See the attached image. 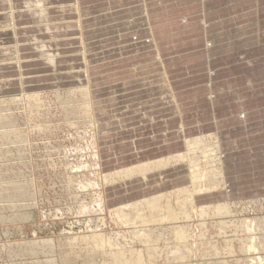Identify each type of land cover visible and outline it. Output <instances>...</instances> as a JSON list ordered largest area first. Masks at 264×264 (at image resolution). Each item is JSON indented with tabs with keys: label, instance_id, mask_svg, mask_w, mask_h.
<instances>
[{
	"label": "rangeland",
	"instance_id": "obj_1",
	"mask_svg": "<svg viewBox=\"0 0 264 264\" xmlns=\"http://www.w3.org/2000/svg\"><path fill=\"white\" fill-rule=\"evenodd\" d=\"M21 1H18V4H16V5L17 6L21 5V4H19ZM49 1L50 2H48L46 5H43V6L46 7L48 5V7H51V5L53 4V8L51 10H49L50 11L49 12L50 17H54L55 14L56 15L59 14L60 16L63 15V14H61L62 11L56 10V8L59 9L60 7H71V6L74 7V10L69 11V13L66 14V16L64 17V20H63V22L74 24L72 30H68L65 32L60 31L58 33V35H54V36L53 35H51V36L43 35V33H45V32H38V31H32L29 35H26V36H23L22 35L23 33H21V36H20V35H17V33H18L17 30H18V28H21L22 25L17 24V26H16L17 28H14V25H13L9 28V30H7V31H10V33L9 34L7 33V35H5L6 37H4V35L0 36V40H3V41L6 40L7 41V42L0 44L1 45L0 47L5 48L7 50L11 49V51H12L13 47H15L16 49L18 47L19 50L21 51V53H23V54H21V56L23 57V58L21 57L22 61H24V60L28 61V63H27L28 67H26L24 70L28 71V73L33 72V75H43L47 78L49 76H53L55 73H57L59 71L58 70L55 71V69L51 65L50 66L49 65H41V63H43L42 57H40L39 53L36 52L37 51L35 49L36 47H35V45H32V43L35 44V42H43V43L48 42V43H50L48 45L51 46V47L49 46V48L53 49L55 54L60 55L61 58H67L68 59L69 56H72V55H76V57H78V56L81 57V65L83 66V69L85 70V73L87 76H86V79L84 81L69 82V84H67V85H64V84L56 85V81H30L31 87H28L24 83V81H19V78L22 76L23 71H24V70L23 71L21 70L22 71L21 72L19 70V66L21 67V65H22V69H23V64L20 65L18 63H15V64L13 63L14 65H12V66L7 65L9 62H12L13 57H16L15 55L17 54V52L16 51L12 52L11 54H7V56L6 55L3 56L4 54H2V53L0 54V68H1L0 69V82H6L5 80H9V79L15 80V81H10V82H12V85L9 88H4V90L2 89V91H0V99H2V98L8 99V97L12 98L13 96H14V98L15 97L19 98L21 96L24 97V96H29V95L40 94V95L44 96L42 98V100H43V103L45 104V106L39 107V108H37V106H35V103L28 102V101H24V102L21 101V102L13 103L10 106L0 105V115H7V116L11 117L13 119V121H15L14 122V124L16 126L15 132L20 134L22 136V139L26 140L22 144H18V145L13 144L15 141V138H13V136L10 137L9 140H8V138H5V139L1 138V134L8 129L5 127L2 129V127H0V129H1L0 130V166H1L0 167V169H1L0 173H2L0 180H3V181H0V187L2 188L1 192L7 191V187L11 186L12 184H26V185L29 184V187H27L28 190H26V191H28L30 193L32 191V187L30 189V186L32 185L31 183H34L33 184L34 189L32 191L34 194L30 193L32 200L33 199L34 200L33 201L29 200V203L35 201L34 202L35 207L33 206V213L35 214V218L33 220H30V221H13L11 217H14L17 213L18 214L29 213L30 209L29 208H20V209L12 208L10 205V202H8L6 200L7 198L3 197L5 194L4 193H3L4 195L1 194L2 197L0 196V210H1L0 211V246H1L0 247V264H8V263L9 264H33V263L34 264H43V263L46 264L45 263L46 261H53L52 264H58V262H59V264H61V263L64 264L63 259L65 257H68L70 259L71 262L69 264H89L88 259L92 260L91 264L92 263L93 264L94 263L95 264H97V263L98 264H113L110 262L109 258H106L107 253L112 252L113 250L116 251V250L120 249L123 252V255L125 258H130V254L132 251L133 252H143L146 250V245L135 241L132 238V236L130 234H128V232H131V230H132L131 227H129V226L126 227L125 225L119 224V222L114 221V219L108 215L107 208L109 209V208L117 207L118 203H117L116 199L108 200L110 196L108 195L107 191H111V189H109V188L107 189V186L104 187L105 185L103 186L104 188L102 190L104 191L103 193H104L105 200H106V202H105L106 206L104 208L103 213H97L98 215L97 214L92 215L93 219H95L96 217H98V218H96L94 220L93 224H92V222H90L89 225L91 226V229L86 228V225L84 224V223H88L90 217H87V216L78 217L76 215L71 217L69 215V213L66 212L67 209H74L75 208L76 200L74 199V197L76 196V194H77L76 192L78 191V189L72 188L68 191L67 187H66V182H68L67 179L72 177L73 176L72 172H74V170H69V163H75L76 164V159L71 157V158H69V160H65V158L63 156H64V154H66L65 150L66 151L71 150L72 146H74L75 144L73 143V140H72L73 136L71 135V132L63 131V130H65L62 126V125H64V123L62 122L63 121L62 117H60V114L58 112L59 109L53 101L54 98H53L52 94L68 92L69 90H78V89L84 88V87L90 88V90L92 92L95 89H99L98 90L99 92H95V93L98 94L96 97L99 99V101L102 102V108L101 109L102 110L106 109L109 112L113 111V113H117V112L122 111L124 109L122 106L124 104V102L125 103L126 102H132V101L137 102L136 100L147 98V97H149V95H154V97H155L154 99L161 97L160 95H158L160 93V89L158 86H150L149 83H152V82H149V83H146L148 85H146V87H145V82L146 81H157V83H159L161 85H163V83L164 84L166 83V86H167L166 80L165 79L159 80V77L158 78L154 77V72L152 70H146L144 68L146 67V65L147 66L154 65V64L158 65L162 61V58H161V56L159 57L158 55H155V57H153V56L148 57V53H149L148 48H145L143 50L141 48H139L142 51H138L139 50L138 47L140 45L137 43V40L140 42H141V40H144L143 37H144V33L146 31V28L151 27L152 21L154 22V20L158 19V18L152 19L153 17L158 16L161 18L164 16V18H161L162 20L160 21L161 29H162V28H164L163 25L166 23V21L173 19L174 17H177V19L179 20L178 26H185L188 24V15H189V17H191V16L196 15V14H199L200 18L202 17V15H204V17H202V19H200V20H203L202 26L204 25L206 27V32L204 31L205 27H203L204 30L199 34L202 37L201 44L199 46L200 50L203 51L204 50L203 48H205V47H208V50H210V49L212 50L213 47L216 46V42H218L219 44H222V45L224 44L225 47H229L231 50L229 49L228 51L226 50L224 52L214 54L213 56H221V57L227 58L230 55H233V59H231V60L225 59L224 62L220 63V65L218 67H210L208 69L201 70V74L199 76L195 75V74H197L196 72L194 73L190 70H189L190 73H188V68L186 69V67H187V65H190V61H191V63L192 62L196 63V61L200 60L201 56L199 57V55H198L196 57V56H194L195 53L188 55V53H190V52H187L185 54H180V55H179V53L176 55H175V53H173L174 50L176 51L174 46H176L177 44H178L177 45L178 48H179V46H182L181 43L183 45L186 44L185 46L188 45V39L185 40V38H184L183 41H178V42H176V44L174 42H170L169 49L167 48L166 51L173 50V51H171L172 52L171 56L174 54L173 56H178V57L182 56L183 59H182V62L178 60L179 63L176 64V65H178V68L168 69V70H166V72H168V71H171L173 73L175 72L176 80H174V81H176V84L178 85V89L181 90L182 93H187L188 89H190L191 86L195 87L198 84H200V85L203 84V86L206 85V87H209L211 85V83H213L214 81H243L244 84H243V86H241V89H242V92L244 93L245 92L244 87L245 88L249 87L247 81L248 82L252 81V80H249L250 71L247 69V65H249L250 62L253 63L254 59H256L255 64H257L256 65L257 73H259V74L263 71L260 69V67H262V66L264 67V52H262L260 54L257 53L256 55H248L249 51H251L252 49H260V50L264 51V42L259 41V38H260L259 32H261L260 33L261 35H262V32H264V0H259V2H260L259 5H258V3H256L257 2L256 0H222V2H220L219 5L212 6V7L206 6V4L203 7L202 6L203 2L199 0L195 3H192V7H191V8H193V7L196 8L195 6H199V8L193 9L190 12V14H188L189 13L188 7H187L188 2L187 3L169 4L167 6V8H165V9H163V8L161 9V8L156 7V8H151L150 10L146 11V10H144V8L142 6L144 4L145 0H79V2H78V0H68V1L65 0L64 2H62L63 0L62 1L61 0L60 1L59 0H55V1L49 0ZM250 4H252L251 8L253 9V14H254L255 18L250 23L249 22H244V23L240 22V24H239V22L238 23L235 22L234 19H236L237 17H239V18L242 17L246 13L245 11H247L249 9L248 6ZM135 7H136V9H135ZM201 7H202V9H201ZM191 8L189 7V9H191ZM13 9L8 8L7 10H0V12H1L0 14L1 15L11 14L12 11L21 12L23 8L17 7V8H13ZM111 11H112V13H111ZM144 11H145V13H144ZM158 13H159V15H158ZM166 13H168L169 16ZM216 14L220 15V19L216 18L217 17ZM206 15H208V17ZM170 16L171 17L174 16V17L171 18ZM22 17H24V16H22ZM26 19H32V18L27 17ZM3 20H4L3 18H0V24H2ZM150 20H152V21L149 22ZM219 21L223 23V27L220 28V30L218 28L216 30L214 25L216 23H218ZM50 22L51 21H49V23ZM130 22L132 23V26H131ZM37 23L38 22H35V21L32 22L31 20H29L27 24H28V26L31 25V26L35 27L37 25ZM144 23L146 25H144ZM200 23H202V22L200 21ZM212 24H214V25H212ZM129 27L130 28L133 27V28L130 29ZM254 27H256V33H257V35L255 36V39H256L255 41L258 42V45L256 44L255 46L254 45L251 46V45H249L250 43H249L248 39L251 40L250 37H254L251 34L252 28H254ZM125 28H126V30H125ZM212 28H214V30H212ZM0 31H1V33L3 32V30H0ZM216 32L218 35L221 34L220 35L221 37L219 39L213 40V39H215L214 35L215 36L217 35ZM183 33L184 34L186 33L185 30H179L178 34H173V35H171V37L174 39L175 36H178V35L182 36ZM137 34H139V35L134 37ZM167 36H170V35H167ZM132 37H134V38H132ZM163 37H166V36H163ZM148 38L149 37H147V40H148ZM64 39H67L68 42L66 44L61 43V45H60L59 42L61 40H64ZM150 39H152V38L150 37L149 40ZM168 39H170V38H162L161 41L168 40ZM121 40L125 41V42H122ZM64 41H61V42H64ZM75 41H77V42H75ZM127 41H129V43ZM57 43H59V46L56 45ZM85 49L87 50V52ZM124 50H126V51H124ZM210 52H206V53H210ZM57 53H59V54H57ZM198 53H200V52H198ZM210 56H212V55H210ZM188 57H193V59H190V61H188L187 60ZM202 57L204 58V60H207L206 54H205V56H202ZM21 59H20V63H21ZM84 60H86V61L84 62ZM37 62H39V63H37ZM23 75H25V74H23ZM263 76L260 77V79L258 76L259 80H257V81H264L262 79ZM120 81L124 82V84L121 85V88H120V85H118V84L111 85V83H113V82L118 83ZM188 81H192L193 83L188 84ZM256 87L258 88V91L264 90V84H257ZM149 88L151 90L150 94L148 92ZM19 93H21V94H19ZM95 93H94V95H95ZM166 95L167 96H165V97L167 99L168 98L172 99V91L171 90H168ZM180 95L177 96V101H176L177 106L178 105L181 106V110H184V108H186V107L188 109V100H186L184 98L185 95L182 94L181 96L184 99H183V101H181ZM212 95H213V93L209 94L210 100H212L211 99ZM112 96L117 97L118 106H114L111 108L109 99ZM154 101H156V100H154ZM139 102H141V101H139ZM143 102H151V101L144 100ZM131 105H132L131 107H134V108L137 106L135 103H132ZM157 105H158V107L156 109H160L162 107V105H159V104H157ZM105 107H107V108H105ZM110 108H111V110H110ZM10 110H11V112H10ZM39 110H41V111H39ZM45 110H46V112H45ZM149 110L150 109L148 108V110H145V111H149ZM14 111H15V114H14ZM42 111L44 113H42ZM94 113L96 115H98L96 113V111ZM258 113H259L258 114L259 116L257 117L258 119H256V121H260L261 119H264V111H261ZM135 115H137V114L132 115L133 117H130V116L128 118L126 117V119L131 120V121H128V122L124 121L125 122L124 125L126 127L124 126L122 128H118V129L115 125L107 126L106 125L107 121H105L104 118L101 117L100 120L103 123V124H101L103 128L98 130L100 132H98V134L96 135V137H97L96 143L97 142L99 143V150H102V149H100V148H102V145H100V140L102 137H104L106 135L115 134L116 132H126L125 135L123 133L120 134V135H124L123 137H125V138L121 139L122 137L119 136L120 141L115 142L114 144L117 143V145H115V146L113 144V146H114L113 149L116 150L115 153L117 154L118 157L120 156L118 154V152L122 151V154L130 153V152H132L131 149L122 148L121 145L122 146L127 145L124 142H129V141H132V139L139 137V136L138 137L135 136L136 134L134 133V131H132L130 133L128 132L133 127L132 126L133 124H134V127L137 125H145V128H146L149 126V123L152 122V120L156 121V122L157 121L160 122L161 119L166 118L165 115H162L163 117L161 116V118H156V117L154 118L153 117L154 119H152V120L150 118V120H147V121L145 120L146 122L142 121V122L136 124L140 120L137 119V117ZM260 115H261V117H260ZM243 116H244V113H240L238 115V119L243 121V119H244ZM113 119H115V118H113ZM118 119L120 120L119 117H118ZM25 120H27V121H25ZM109 120H108V122L111 121V120L110 121ZM177 120H178V122H177ZM175 121H176L175 124L171 126L172 132L179 131L180 127H181L180 126V120L178 118H176ZM18 122H21V123H18ZM194 122H195V120H194ZM190 123H193V122H190ZM60 125L62 126L63 129L58 128V126H60ZM47 126H50L51 128L48 130H47V128H44ZM52 127H53V129H52ZM158 128H156L155 130H149L146 128L145 134L143 133L141 135V137L148 139V137H151L152 133H153V135L159 136L160 133L165 129H163V127L160 128L161 130ZM165 128H166V126H165ZM25 129H26V131H25ZM39 129H42V130H39ZM11 130H13V129H11ZM151 131H152V133H150ZM213 131H216V129ZM52 132H54V133H52ZM33 133H35L37 136L33 135ZM58 134H59V136H58ZM64 134H65V136H64ZM31 136H34V137H31ZM33 138H34V141H33ZM42 138L45 140H43ZM57 138H59V139H57ZM27 139H29L28 140L29 142L27 141ZM40 140H41V142H39ZM111 141H113V140H111ZM26 142H28V143H26ZM3 143H4V145H3L4 147L1 145ZM8 144H9V146H8ZM154 145H150V146H154ZM26 146H28L29 148H25ZM8 147H10V148H8ZM144 147H146V146H144ZM18 149L20 150L21 154L25 150L22 157L18 156V153H17V152H19ZM40 150L42 152H40ZM2 151H4V152H2ZM47 152H48V154H47ZM104 152H106V148H104L102 150V154H103V157L101 156L102 162H103V160L106 161L107 159L111 158V156L107 157ZM68 154H69V152H68ZM24 159H26V160H24ZM2 162H4V163H2ZM66 164H67V166H66ZM26 168H29V169H26ZM30 169H31V171H30ZM22 170H25V172L24 171L22 172ZM17 172H18L19 176L17 175ZM25 173H27V175ZM184 173H185V175H187L186 171H184ZM22 176H24V177L21 178ZM77 176H73V177L76 178ZM27 182H29V183H27ZM181 186H188V180L184 176H182L179 179H174V180H171L169 182L162 183L160 186L161 187L160 190L162 192H164L168 188L175 189V188L181 187ZM229 186L230 185L227 183L226 188L222 192H224L225 196H226V199L224 200L225 204L228 203V204L232 205L234 212L230 216H227V217L225 216L224 218H222L224 222H229V220L231 222V223L229 222L227 224L228 226L226 225L227 227H225L224 230H221V228L218 227L217 220L215 221L214 220L215 218H213V216L210 213L208 215H204V216L193 215V217L190 220H188V222H187L188 224L186 223L188 226V231L190 233V237L187 239L186 243H187L190 251H192V254L194 253L193 256L191 254L190 256H188L187 259L181 261L182 263L181 262L177 263V262H174L171 260H167L164 252L166 249H169V248L171 249V247H173L174 244H172L170 242L167 243L166 241H160L159 243L155 244V246L157 248L159 247L158 251L160 252V255H161L160 258L157 259L155 262H146L145 264H176V263L177 264H184V263L185 264H195V263L196 264H200V263L201 264H204V263L205 264H261V263H264V253H263L264 247H262L264 244V238H263L264 237V224H261V223H264V191L261 190V188L263 186H261V183H258V185L256 186V189H255L257 192L250 191V189L248 190L246 187L247 185L244 187L239 186L241 188H237V189H236V187L234 188L233 186L232 187H229ZM229 188H230V190H229ZM157 190H159V188H157ZM142 196L143 195L141 194V192H137L135 194H132L133 199L134 198L139 199V198H142ZM108 201H110V202H108ZM212 201H214V200H211L210 198H207V197H201L197 200L196 203L198 206L199 205L202 206V204L212 202ZM2 202H5L6 204L2 203ZM214 203H216V202H214ZM205 205H209V204H205ZM250 205H251V208L249 207ZM8 208H9V210H8ZM195 214H198V213H195ZM241 215H243V216L241 217ZM193 219H195V220H193ZM245 219H247V220H245ZM242 220H243V222H242ZM260 220H261V222H260ZM79 221L82 223H80ZM203 221H206V222H203ZM59 223H62L65 228L67 226L73 227V229H72L73 234H75V233L77 235L80 234L79 236H82L84 234L90 235L92 233L90 231L97 232V233L100 232V234H102V236H105L107 238V240H109L113 245L112 246H108V244L102 245L96 250V252H95V248H94V251H93L91 256H88L87 251H89L90 249H92L94 247L92 244H91L89 250L87 248H85L84 247L85 245H83V244H78L77 246H75L73 251H70V249L67 246H65L64 244H63V248H62L59 240L61 239V242L63 241L62 243H64L65 241L63 239L65 237L72 235V234L70 233L68 235V232H69L68 230L63 231L62 230L63 228H61ZM205 223H206V225H205ZM240 224H241V226H239ZM244 224H245V226H244ZM117 225H119V226L117 227ZM233 226H235V228H233ZM98 228H99V230H98ZM201 228H203V230H201ZM246 229H247V231H246ZM110 230H113V231L111 232ZM120 230H122V231H120ZM104 231H105V233H104ZM114 231H115V233H114ZM119 231H120V233H119ZM245 231L247 232V234ZM251 231H253V232L251 233ZM60 234H62V235H60ZM117 234H121L122 236H118ZM242 234L246 235L247 237L246 236L243 237ZM254 235H255V237H254ZM53 237H54V239H53ZM57 237H59V238H57ZM251 238H253V239H251ZM256 238H258L259 240ZM46 239L47 240L52 239V246H53L52 250H46L47 248H45V250H44V248H41L36 253L37 255L36 254H34V255L27 254L28 255L27 256L26 253H22L20 251V248L18 246L22 243H27L30 241H42V240H46ZM204 239H205V241H204ZM255 240H258V241H255ZM196 241H197V243H195ZM202 241L206 242V243H203ZM246 242H247V246L245 245ZM56 244H57V246H56ZM194 244H196L197 247ZM220 244H222V245H220ZM248 244H250V246H253V249H250L249 252L248 251L243 252L240 250V249L244 248L245 246L248 247L249 246ZM58 245H60V248ZM11 246L13 249L11 248ZM15 246L19 250H16ZM7 247L9 249H11V251L7 250L8 249ZM84 248H85L87 253L84 251ZM135 248H137V249H135ZM138 248H140V249H138ZM228 248H231L230 252L228 251ZM104 249H106L108 252H106V250H104ZM213 249H217L218 254H215L213 252ZM1 251H3V252H1ZM5 251H6V253H5ZM12 252L14 254H15V252L16 253L18 252V253L16 255H14ZM100 252H102V253H100ZM77 253H79L80 256ZM83 253H85V254L81 255ZM208 253H210V254H208ZM24 255H25V257H24ZM48 256H49V258H48ZM69 256H71V257H69ZM57 257H60L61 259L60 258L58 259ZM97 258H99V259H97ZM220 259H222V260H220ZM208 260H210V261L208 262ZM257 260L259 263L257 262ZM78 262H81V263H78Z\"/></svg>",
	"mask_w": 264,
	"mask_h": 264
},
{
	"label": "bare ground",
	"instance_id": "obj_2",
	"mask_svg": "<svg viewBox=\"0 0 264 264\" xmlns=\"http://www.w3.org/2000/svg\"><path fill=\"white\" fill-rule=\"evenodd\" d=\"M18 1H21V0H18ZM18 1L17 0H0V10H7L8 8L13 9V8H17V7L23 8L21 12L12 11L11 14H6V15L0 14V18L4 19L2 24H0V30H3L2 33L0 31V36L4 35V37H6L5 35H7V33L8 34L10 33V31H7V30H9V28L11 26L14 25V28H17V27H15L16 23H19V24L24 23V24H22L23 27H21V30H24V31L26 30V32H23V34H22L23 36L29 35L32 31L45 32V33H43V35H48V36L53 35L54 36V35H58V33L60 31L65 32L68 30H72L74 24L63 22V20H64V17L66 16V14L69 13V11L74 10L73 6H71V7H60L59 6L60 8L59 9L56 8V10L62 11L61 14H63V15L60 16L59 14L58 15L55 14L54 17H50V15H49L50 11L49 10H51L53 8V4L51 5V7H48V5L46 7L43 6V5H46L48 2H50L49 0H22L19 3L21 5L17 6L16 4H18ZM53 1H55V0H53ZM64 1L65 0H63L62 2H64ZM78 2H79V0H78ZM142 6H143L144 10H146V11L151 9V8H149V6H147V3L145 4V1H144V4ZM135 9H136V7H135ZM111 13H112V11H111ZM144 13H145V11H144ZM166 14L168 15V13H166ZM158 15H159V13H158ZM22 16H25V17H22ZM26 16L28 18H32V19H26L27 18ZM173 17H171V18H173ZM161 18H164V16ZM29 20H31L32 22L35 21L38 23L35 27L31 26V25L28 26L27 23ZM49 21H51V22L49 23ZM151 21L152 20H150L149 22H151ZM144 25H146V24L144 23ZM131 26H132V23H131ZM131 28H133V27H131ZM151 29L152 28H150V27L146 28V32L144 33V37H143L144 40H141L142 42L149 43L147 41V36L149 34L153 33V32H151ZM125 30H126V28H125ZM21 33L22 32H19V33H17V35L21 36ZM151 35H153V34H151ZM134 37H136V36H134ZM134 37H132V38H134ZM171 39H173V38H171ZM64 40H61L64 42H61V41L59 42L60 45H61V43L66 44L68 42L67 39H64ZM129 41H127V42L129 43ZM4 42H7V41L6 40H4V41L0 40V44H2ZM75 42H77V41H75ZM122 42H125V41H122ZM59 43H57L56 45L59 46ZM155 43H156V44H154L155 46H152V48H154L152 50H155L156 53L161 54L162 51L165 50V48L160 49L161 46H159V44L157 45V42H155ZM48 44H50V43H48V42H45V43L35 42V44L32 43V45H35V47H36L35 48L37 50L36 52H38L40 57H42L43 63L40 62L41 65H49V66L51 65L55 69V71L56 70L59 71V72L55 73L53 76H49L47 78L43 75H33V72L28 73V71L24 70L26 67H28L27 66L28 61H26L24 59H23L24 61H22L21 54H23V53H21V51L19 50L18 47H17V49L15 47H13L12 51H11V49L7 50L5 48L0 47V54L2 53V54H4L3 56H5V55L7 56V54H11L12 52H15V51L17 52V54L15 55L16 57H13L12 62H9L7 65L12 66L15 63H18L20 65L23 64V69H22V65H21V67L19 66V70L20 71L24 70L23 74H25V75L22 74V76L19 78V81H25V84L28 87H31L30 81H56V85H61V84L67 85V84H69V82H79V81H84L86 79L87 75L85 73V70L83 69V66L81 65V57H79V56L76 57V55H72V56H69L68 59L67 58H61L60 55L55 54L53 49L49 48L50 45H48ZM86 52H87V50H86ZM57 54H59V53H57ZM19 58L21 59V63H20ZM182 59H183L182 56H179V57L178 56H171L170 58L166 59L165 61L162 60L158 65H155V64L150 65V66L146 65V70H152L154 72V77H157V78L160 76L164 77V75H165L166 81H167V79H169L170 81H173L174 79L170 76L171 74L166 73L165 67L166 66H175L177 63H179V61L182 62ZM85 61L86 60H84V62ZM37 63H39V62H37ZM5 81L6 82H0V91H2V89L4 90V88H9L12 85V82H10V81H15V80L9 79V80H5ZM145 87H146V85H145ZM159 89H160V93L158 95H160L161 97L167 96L166 95L167 90H169L168 83H167V86L159 87ZM98 90L99 89H95L92 92L90 90V88L84 87V88H80L78 90H69L68 92L52 94V96L54 98L53 101H54L55 105L58 107V109H59L58 112L60 114V117H62V120H63L62 122L64 123V125H62V126L65 130H63V131L71 132V135L73 136L72 140H73V143L75 144L74 146H72L71 150H67V151L65 150L66 154H64V156H63L65 158V160H69V158H71V157L76 159V164L75 163H69V170H74V172H72L73 176L78 175L76 178L73 176L70 177L69 179H67L68 182H66V187H67L68 191L72 188L78 189V191L76 192L77 194L74 197V199L76 200L75 208L74 209H67L66 212H68L71 217L74 215H76L78 217H84V216L90 217L88 223H84V224L86 225V228L91 229V226L89 225L90 222H92V224H93L94 220L96 218H98L95 216L96 218L93 219L92 215H95L97 213H103L104 208L106 206V203H105L106 200H105V196L103 193L104 191L102 189L107 186V189L108 188L111 189V191H107L108 195L111 197V198L109 197L108 200L116 199L117 203H118L117 207L109 208V209L107 208L108 215L110 217H112L114 219V221L119 222V224L125 225L126 227L127 226L131 227L132 230H131V232H128V234H130L135 241L140 242L142 244H145L146 250L143 252H133L132 251L130 254V258H125L123 255V252L120 249L116 250V251L113 250L114 252L111 250L112 252L107 253L106 258H109L110 262L113 264H145L146 262H155L161 256L160 252L158 251L159 247L157 248L155 246V244L159 243L160 241H166L167 243L170 242V243L174 244L173 247H171V249L169 248V249L165 250L164 253H165L166 259L180 263L181 261L187 259L188 256H190L192 254V251H190V249L188 248L186 241L190 237L187 222H188V220H190L193 217V215L204 216V215H208L210 213L213 216V218H215L214 220L215 221L217 220L218 227H220L221 230H224V228L228 226L227 224L230 222V220H229V222H224L222 218H224L225 216L226 217L230 216L234 212L232 205H230L228 203L225 204L224 200L226 199V196H225V193L222 192L226 188L227 183H226V176L224 174V170H225L224 169V166H225L224 161L226 159V155L223 153V150H222L223 147H221L222 140H221V136H220V131L219 130L208 131V129L204 128L205 126H202V124H200V122H198V121L197 122L195 121L193 123H189L188 120L192 119L190 116H188L189 114L184 113L183 110H181V106L176 105L177 103L176 104L172 103L174 100L173 101L168 100L166 97L163 99L157 98L158 99L157 100V99H154L155 98L154 95H149V97H147V98H144L141 100H136L137 102H133V101L132 102H126V103L124 102V104L122 105L124 109L120 112H117V113H113V111L109 112L106 109L102 110L101 109L102 108V102L99 101V99L96 97L98 94L95 93V92H99ZM148 90H149L148 92L150 94V91H151L150 88ZM94 93H95V95H94ZM19 94H21V93H19ZM43 97L44 96H42L40 94H35V95H29V96H24V97L21 96L19 98H17V97L14 98V96L12 98L8 97V99L2 98V99H0V105L10 106L13 103H17V102H21V101L22 102L28 101V102L35 103V106H37V108H39V107L45 106V104L43 103V100H42ZM145 99L151 101V102H148L149 105H147V106H144L143 101ZM154 100H156V101H154ZM139 101H141L142 103ZM109 102H110L111 108L114 106H118V101H117L116 96H112L109 99ZM132 103H135L137 106L135 108L131 107ZM157 104L162 105V107L160 109H156L158 107ZM105 108H107V107H105ZM111 108H110V110H111ZM148 108L150 110L145 111V110H148ZM39 111H41V110H39ZM95 111L98 115H96L94 113ZM10 112H11V110H10ZM45 112H46V110H45ZM42 113H44V112L42 111ZM14 114H15V111H14ZM134 114H137L135 116L137 117V119L140 120L139 122L136 121L137 123H140V122L145 121V120L146 121L150 120V118H151V120L154 119L155 117L161 118L162 115L166 116V118L161 119L160 122L157 121L158 125H155L156 121L152 120V122L149 123L150 130H155L158 127L159 128H162V127L165 128V126H166L165 129L167 130L168 127L171 126L172 123H174V121L172 120L173 117H175L177 115L176 117L179 118L180 126H181L180 130L176 132V134L178 135V137H175V138H177V144L173 145L172 142L169 140V138H163L161 136L162 137L161 138V145H157L156 148H152V146H146V147L143 146V143L146 142L148 139L147 140L145 139L146 141L142 140L143 143H137L136 139H133L132 141H129L128 145H123V147H125V148L131 147L132 154H130L129 156L128 155L126 156V155H122V152H118L119 155H122V156L118 157L117 154L115 153L116 150L113 149V147L115 145H117V143L116 144H114V143L118 142L120 140L119 136L122 137V135L119 134L120 132H116L114 134V137L112 136L113 134L106 135V136L102 137L103 139L101 138V140H100V145H101V143H106V144H103L102 148H100V149L103 150L104 148H106V152H104V153L107 154V156L109 154V156H112V158L114 159V160L111 159V160H113V163L110 162L112 165L110 163H109V165L107 163L105 164L104 163L105 160H103V162H102V159H101L103 157V154H102V150H99V143L98 142H97L98 144L96 143V141H97L96 135L98 134V132H100L98 130L103 128L101 125L103 123L101 122L100 118L103 117L104 120L107 121L106 122L107 126L115 125L118 129V128L124 127L125 126L124 124L126 121L127 122L131 121V120L126 119V117L127 118L129 116L133 117L132 115H134ZM118 117L120 118V120L118 119ZM113 118H115V119H113ZM108 120L110 122H108ZM25 121H27V120H25ZM14 122L15 121H13V119L11 117H9L7 115H0V127H2V129L4 127L8 129L1 134V138H3V139L8 138V140H9V138L13 136V138H15V141L13 144H17V145L22 144L26 140L22 139V136L15 132L16 126H15ZM177 122H178V120H177ZM216 122H217V120H216ZM18 123H21V122H18ZM62 126L60 125V126H58V128L63 129ZM132 126L134 128L132 131H134V133H136V131L138 130L137 129L138 127L136 128V127H134V125H132ZM44 128H47V130H48L51 127L47 126ZM11 129H13V130H11ZM42 129H39V130H42ZM52 129H53V127H52ZM25 131H26V129H25ZM132 131H129V132H132ZM143 131H144V129L140 128L138 132L142 133ZM165 132L163 133V135L167 136L165 134ZM52 133H54V132H52ZM167 133H168V131H167ZM33 135H36V134L33 133ZM58 136H59V134H58ZM64 136H65V134H64ZM155 136L156 135H153V133H152L151 137H149L151 142L152 141L155 142V140H156ZM31 137H34V136H31ZM123 138L124 137H122L121 139H123ZM57 139H59V138H57ZM28 140L29 139H27V141ZM43 140H45V139H43ZM111 140H113V141H111ZM33 141H34V138H33ZM28 142H26V143H28ZM39 142H41V140ZM124 143H126V142H124ZM113 144H114V146H113ZM1 145L3 146L4 143ZM8 146H9V144H8ZM8 148H10V147H8ZM25 148H29V147L26 146ZM4 151H2V152H4ZM18 151H19V152H17L18 156L22 157L25 150L22 152V154H21L19 149H18ZM40 152H42V151L40 150ZM68 152H69V154H68ZM47 154H48V152H47ZM26 159H24V160H26ZM2 163H4V162H2ZM66 166H67V164H66ZM26 169H29V168H26ZM23 171L25 172V170H22V172ZM30 171H31V169H30ZM184 171H186L187 175H185ZM1 174L2 173H0V177H1ZM25 174L27 175V173H25ZM17 175H18V172H17ZM182 176L187 178L188 186H181V187H177L175 189L168 188L164 192H162L160 190V188H161L160 186L162 183L169 182V181L174 180V179H179ZM23 177L24 176H22L21 178H23ZM0 181H3V180H0ZM27 183H29V182H27ZM31 184H30L31 185L30 189L32 187V191H33V189H34L33 184L34 183H31ZM27 187H29V184H27V185L26 184H12L11 186L7 187V191H5V192H1L2 188L0 187V196H1V194L2 195L5 194L3 197L7 198L6 200L8 202H10V205L12 208H14V209L15 208L16 209L29 208L30 209L29 213H22V214L17 213L14 217H11L13 221H30V220H33L35 218V214L33 213V206L35 207V204H34L35 201L29 203V200H32L30 193H33V192L31 191L29 193L28 191H26V190H28ZM157 188H159V190H157ZM229 190H230V188H229ZM137 192H141V194L143 195L142 198H139V199L134 198L133 199L132 194H135ZM201 197H207V198H210L211 200H214V201L205 203V204H209V205L202 204V206H200V205L198 206L196 202ZM108 202H110V201H108ZM214 202H216V203H214ZM2 203H5V202H2ZM249 207L251 208V205ZM9 208H8V210H9ZM195 213H198V214H195ZM242 216L243 215H241V217ZM195 219H193V220H195ZM245 220H247V219H245ZM203 222H206V221H203ZM242 222H243V220H242ZM260 222H261V220H260ZM80 223H82V222H80ZM59 224H60L61 228H63L62 229L63 231L64 230L69 231L68 235L70 233L72 234V235L65 237L63 239L65 241L64 243H62L63 241L61 242V239L59 240L62 248H63V244H64L65 246H67L70 249V251H73L75 246H77L78 244H83V245H85L84 247L89 250L90 246L92 244L94 247L92 249H90L89 251H87L88 253L86 252V250L84 248V251L88 254V256H91L93 251H94V248H95V252H96V250L102 245H106V244H108V246L113 245L109 240H107V238L105 236H102V234H100V232L97 233V232L90 231V232H92L90 235L89 234L85 235L83 233L84 235L79 236L80 234L79 235H77L76 233L73 234V231H72L73 227L67 226L65 228L62 223H59ZM245 224H244V226H245ZM261 224H264V223H261ZM205 225H206V223H205ZM118 226L119 225H117V227ZM239 226H241V224ZM233 228H235V226H233ZM98 230H99V228H98ZM201 230H203V228H201ZM110 231L112 232L113 230H110ZM120 231H122V230H120ZM120 231H119V233H120ZM246 231H247V229H246ZM252 232L253 231H251V233ZM104 233H105V231H104ZM114 233H115V231H114ZM246 234H247V232H246ZM60 235H62V234H60ZM117 235L122 236L121 234H117ZM244 236H246V235H243V237ZM254 237H255V235H254ZM57 238H59V237H57ZM53 239H54V237H53ZM205 239H204V241H205ZM251 239H253V238H251ZM256 239H258V238H256ZM258 240H255V241H258ZM195 243H197V241ZM203 243H206V242H203ZM194 245L197 247L196 244H194ZM220 245H222V244H220ZM245 245L247 246V242ZM248 245H249L248 247L245 246L244 248H242L240 250L243 252L244 251L249 252L250 249H253V246H250V244H248ZM18 246L20 248V251L22 253H26V255L27 254L34 255L41 248H44V250H45V248H47L46 250H52V247H53L52 246V239H49V240L46 239V240H42V241H30L27 243H22ZM56 246H57V244H56ZM58 246L60 248V245H58ZM262 247H264V244ZM11 248H12V246H11ZM135 249H137V248H135ZM138 249H140V248H138ZM7 250L11 251V249H9V248ZM16 250H19V249H17V247H16ZM104 250H106V249H104ZM228 251L230 252L231 248H228ZM1 252H3V251H1ZM106 252H108V251L106 250ZM213 252L215 254H218L217 249H213ZM5 253H6V251H5ZM17 253L15 252V254L14 253L13 254L16 255ZM100 253H102V252H100ZM77 254L80 256L79 253H77ZM84 254L85 253H83L81 255H84ZM193 254H192V256H193ZM208 254H210V253H208ZM71 256H69V257H71ZM24 257H25V255H24ZM48 258H49V256H48ZM57 258L59 259L60 257H57ZM97 259H99V258H97ZM220 260H222V259H220ZM91 261H92L91 259H88L89 264H91ZM209 261L210 260H208V262ZM63 262H64V264H69L71 261L68 257H65L63 259ZM257 262H258V260H257ZM45 263L46 264H52L53 261H46ZM78 263H81V262H78ZM58 264H59V262H58ZM261 264H264V263H261Z\"/></svg>",
	"mask_w": 264,
	"mask_h": 264
},
{
	"label": "crops",
	"instance_id": "obj_3",
	"mask_svg": "<svg viewBox=\"0 0 264 264\" xmlns=\"http://www.w3.org/2000/svg\"><path fill=\"white\" fill-rule=\"evenodd\" d=\"M197 1L199 0H145V4L147 3V6H149V8L157 7V8L165 9L167 8L169 4L188 2V12H189L188 14H190V12L193 9L199 8V6H195L196 8L194 7L191 8L192 3H195ZM200 1L203 2V5H202L203 7L205 4L206 6H210V7L217 6L220 4V2H222V0H207V1L200 0ZM256 1H257L256 3H258L259 5L260 3L259 0H256ZM251 5L252 4L248 6L249 9L245 11L246 13L242 17L240 18L237 17L236 19H234V21L237 23L239 22V24L240 22L250 23L255 18ZM189 7L191 9H189ZM206 16L208 17V15ZM216 16H217L216 17L217 19H220V15L216 14ZM202 17H204V15H202ZM202 17L200 18L199 14L193 15L191 17H189L188 15V24L185 26H178L179 20L177 19V17H175L173 19L166 21V23L163 25L164 28L162 29H161V24H160V21L162 19L158 16H156V18L158 19L153 17V19H156L154 20V22L152 21V24L150 27L152 28L151 32L153 33L151 34L153 35L149 34L147 36L149 38L151 37L152 39L147 40L149 42V43L146 42L147 44L142 41L141 42L137 41V43L140 45L138 49L141 48L143 50L145 48H148L149 50L148 57L150 56L155 57V55H158L159 57L161 56L162 60L165 61L166 59L170 58V55L172 54L171 51H173V50L166 51L167 48L169 49L170 42H174L176 44V42L178 41H183L184 38L185 40L188 39L187 46H185L186 44L183 45L182 43H181L182 46H179V48L177 46L178 44L174 46L176 51L174 50L173 53H175V55L179 53L180 55V54H185L187 52H190L188 53V55L195 53L194 56L196 57L198 55L199 57L201 56L200 60L196 61V63H193V62L191 63L190 59H193V57L187 58V60L190 61V65H187L186 67V69L188 68V73H190L189 72L190 70L194 73L196 72L197 74L195 75H198V76L201 74V70L208 69L210 67H218L220 63L224 62L225 59L226 60L233 59V55H230L229 57H227L228 59L225 57H221V56H213L214 54H218L226 50L228 51L230 49L229 47H225L224 44L222 45V44H219L218 42H216V46H214L212 50L211 49L208 50V47L203 48L204 49L203 51L200 50L199 46L201 44L202 37L199 34L204 29H205L204 31L206 32V27L204 25L202 26L203 20H200L202 19ZM200 21L202 23H200ZM220 21L216 23L215 25L212 24L214 25L216 30L217 28L220 30V28L223 27V23ZM17 24L19 23H16V26ZM203 27L205 28L203 29ZM179 30H185L186 33L185 34L183 33L182 36L178 35V36H175L174 39H171L172 38L171 35L178 34ZM212 30H214V28H212ZM17 32L23 33V32H26V30L24 31V30H21V28H19ZM260 33L261 32H259V36H260L259 41L264 42V32H262V35ZM251 34L254 37L249 36L251 38V40L248 39L250 43L249 45L251 46L253 45L255 46L256 44L258 45V42L255 41L256 40L255 36L257 35L256 27L252 28ZM138 35L139 34L135 36H138ZM167 35H170V36H167ZM220 35L218 34L216 36L214 35L215 39L213 40L219 39L221 37ZM163 36H166V37H163ZM161 37L170 38V39L161 41L162 39ZM155 42H157V45L159 44V46H161L160 49L166 48L164 51H162L161 54L156 53L155 50H152L154 49L152 48V46H155L154 44H156ZM141 49H139L138 51H142ZM206 52H210V53H206ZM262 52L264 51L260 49H252L251 51H249L248 55H256L257 53L260 54ZM205 54L207 55L208 61L204 60V58L202 57V56H205ZM255 63H256V59H254L253 63L250 62V64L247 65V69L250 71L249 80H252V81H249V82L247 81L249 87L248 88L244 87V91H245L244 93L242 92V89H241V86H243L244 84L243 81H214L213 83H211L209 87H206V85L203 86V84L202 85L198 84L195 87L191 86L190 89H188L187 93H182V91L178 89V85L176 84V81H174L176 79L175 72L174 73L171 71L166 72L168 74H171L170 76L174 79L173 81H170L169 79H167L166 82L168 83L169 90L172 91V99L174 101L168 98L169 100L173 101L172 103L176 104L177 96L180 94L181 95L184 94L185 95L184 98L188 100V109L186 107L184 108L183 111L185 113L187 112L189 114L188 116L192 118L188 120L189 123L194 122L195 120L196 122L197 121L200 122L202 126H205L204 128H207L208 131H211V130L213 131L215 129L220 131V136H221V139L223 140L221 142V147H223L222 150L226 154V159L224 161L225 162L224 163L225 164L224 174L226 176V182L230 185V187L233 186L234 188L236 187L237 189V188H241L247 185L246 187L248 190L250 189V191L257 192L255 189L258 183H261V186H263L261 190L264 191L263 190L264 189V119H261V120L259 119L260 121H256V119H258L257 117L259 116L258 112L264 111V90L258 91V88L256 87V85L264 84V81H257L260 79V77L264 75V72H263L264 67L263 66L260 67V69L263 71L259 74L257 73V67H256L257 64ZM176 68H178V65L166 66L165 70L176 69ZM144 69H146V67ZM258 76H259V79H258ZM165 77H166L165 75L164 77L160 76L159 79L163 80L165 79ZM262 79L264 80V76ZM149 82H152V83H149ZM146 83H149L150 86H158V87L166 86V83L165 84L163 83V85H161L157 83V81H146L145 85H148ZM190 83H193V82L188 81V84ZM116 84L120 85L121 87V85L124 84V82L120 81L118 83H115V82L111 83V85H116ZM212 93H213L211 97L212 100H210L209 94H212ZM181 95H180V99L181 101H183L184 98ZM158 98L163 99L165 98V96L158 97ZM145 100L149 101L147 99ZM144 103H145L144 106L149 105L148 102L147 103L144 102ZM240 113H244L243 121L238 119V115ZM176 118L178 117L176 116L173 117L172 120L174 121V123H172L171 126L175 124ZM155 125H158L157 122L155 123ZM171 126H169L167 130L163 128L165 130H163L159 136H155L156 138L155 142L153 141L151 142L149 137H148V140L146 139L147 141L145 140V138L141 137L143 133L145 134L146 128L150 130V126L145 128V125H137L135 127L136 128L138 127L137 128L138 130L137 129H136L137 131L135 130L136 131L135 136L137 137L139 135L140 136L135 139L137 143H143V141H146L143 143V146H150V145L155 144L154 146H152V148H156L157 145L161 144L162 137L169 138L172 144L175 145L177 144V138L175 137H178V135L176 134L177 131L176 132L171 131ZM140 128L144 129L142 133L138 132ZM133 129L134 128L132 127L129 131H132ZM164 132L167 136L163 135ZM121 133L126 134V132H120L119 134ZM112 136H114V134ZM123 136L124 135H122V137ZM103 144H106V143H101V145ZM126 144L128 145L129 142H126ZM121 147L125 148L122 145ZM125 149H128V147H126ZM129 149H131V147H129ZM130 154H132V152L127 153V154H122V155L129 156ZM105 155L107 156V154ZM107 157H110L109 154ZM111 159H112V156L111 158L105 161V164L107 163L109 165L110 162L113 163L114 159L113 160Z\"/></svg>",
	"mask_w": 264,
	"mask_h": 264
}]
</instances>
